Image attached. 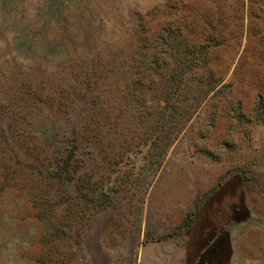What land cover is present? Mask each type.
<instances>
[{
  "label": "rangeland",
  "instance_id": "374dc122",
  "mask_svg": "<svg viewBox=\"0 0 264 264\" xmlns=\"http://www.w3.org/2000/svg\"><path fill=\"white\" fill-rule=\"evenodd\" d=\"M94 69L108 108L151 72L174 94L158 110L218 84L157 145L137 125L104 181L73 157L62 178L0 177V264H264V0H0V135L73 131Z\"/></svg>",
  "mask_w": 264,
  "mask_h": 264
},
{
  "label": "trees",
  "instance_id": "16d2710c",
  "mask_svg": "<svg viewBox=\"0 0 264 264\" xmlns=\"http://www.w3.org/2000/svg\"><path fill=\"white\" fill-rule=\"evenodd\" d=\"M195 46L198 50L202 47L200 43H197ZM95 59L98 62V59L94 57L91 64L95 63ZM202 59L200 57H191L187 59V62L193 66L195 63L201 64ZM203 61L205 62V59ZM154 62L150 61L149 65L152 66ZM139 65L140 62L138 61ZM184 73H171L169 77L177 75L183 80L185 77ZM77 75L81 77L77 80V84L87 83V87L81 86L79 89L76 88L79 91L78 96L82 92L81 96L91 99V102L84 104L80 108V118L77 117L74 130L63 137H59L58 135L47 136L44 135V132L38 131L35 138L27 139L21 134H13L12 131V126L14 130L19 126L22 127V118L18 117L14 122H10L12 124L6 121V131L3 135H0V177L29 179L62 178L58 174L60 167L70 161L69 157H73L77 158L78 165H81L85 170L92 171L96 169L94 172L101 181H104L105 176H107L105 163L115 164L117 158L124 152L126 147L134 145L136 141L133 137L137 132V125L138 145L147 143L157 145L154 133L166 131L171 127L175 129L177 128V124H183L218 84L213 78L214 74L210 71L206 76L207 82H209L208 86L198 90L200 94L193 97L194 101L187 108L178 111L179 105H176L178 107L170 111H166V109L158 110L156 103L159 104L162 101H166L167 105H170V97L172 99L174 94L171 96L172 92L168 91L166 87L154 90L152 85L155 82V76L151 72L149 74L151 76L149 77L150 85L146 86L142 82L141 76L138 77V84L135 82L134 86L131 83L129 88L125 90V93L120 95L121 98L125 97L127 99L125 108L124 102L121 99L119 103L117 102V96L114 97L112 105L108 108L105 105V92L100 87L104 83L103 78L106 74L103 71L94 69L78 73ZM201 78H204V76L201 75ZM113 87L116 93L117 91L120 92L117 88V83ZM180 92L178 94L180 100H177V102L181 105L183 103L181 96L185 95V92L183 89ZM146 99L153 105L152 111L149 110L151 106L147 107V110L141 109L142 105L146 104ZM118 108L120 111L117 113ZM77 110L74 109V117ZM112 110L115 114H112ZM123 111L126 113L128 119L126 125L120 117V113ZM136 121H138V124ZM0 123H3V120ZM166 138L170 140V133L165 134L161 141L165 142ZM33 145H35V148H33ZM158 145L161 146L159 152L168 147L166 143H158ZM68 148L71 150H68ZM33 153L36 154L34 158Z\"/></svg>",
  "mask_w": 264,
  "mask_h": 264
}]
</instances>
